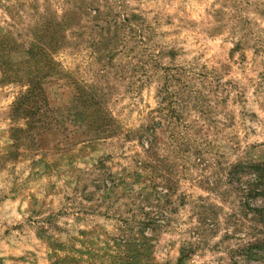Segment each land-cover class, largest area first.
<instances>
[{"label":"rangeland","instance_id":"374dc122","mask_svg":"<svg viewBox=\"0 0 264 264\" xmlns=\"http://www.w3.org/2000/svg\"><path fill=\"white\" fill-rule=\"evenodd\" d=\"M43 11L70 27L43 85L63 128L12 115L0 72V264H264L227 179L264 164V0H0L6 56ZM72 82L109 128L80 125Z\"/></svg>","mask_w":264,"mask_h":264},{"label":"trees","instance_id":"16d2710c","mask_svg":"<svg viewBox=\"0 0 264 264\" xmlns=\"http://www.w3.org/2000/svg\"><path fill=\"white\" fill-rule=\"evenodd\" d=\"M82 9L83 13L86 14L92 10V19L99 17L98 12L90 9V7L84 6ZM74 11L79 12L80 9L77 8ZM74 11H68L67 15L75 14ZM43 13L45 12L43 11ZM36 20V23L34 21V25L30 28L28 43L15 46V43L11 45L9 42V57L6 56V35H0L1 79L19 82L21 83L20 87L23 88L15 97L11 110L12 115H21L31 119L38 116L42 118L41 126H43L44 131L51 130L52 125L53 130L59 133L63 124L54 117L53 113H50V116L47 114L49 110L45 104L47 97L43 85L47 82L48 77L63 75L59 66L54 64L51 58L56 50L69 45L65 30L70 27H68L69 23H65L63 19L56 20L47 13L43 14L41 19L39 17ZM118 31L119 27L114 26L112 32ZM118 38H115V41L118 40L117 44L124 43L125 36H122L121 39ZM117 47L114 45L107 50L111 52ZM11 53H17V56L22 53L24 57L14 59ZM138 62L137 68L148 66L146 62ZM72 84L71 103H75L74 109L76 110L75 113L77 112L75 115L78 116L80 125L93 131L109 128L112 123L107 115L103 114L98 104L100 99L97 94L95 95L90 87L81 85L79 82H72ZM107 131L109 130L107 129ZM59 142L68 145V137H64ZM247 174H250L249 177L246 176ZM227 179L229 183L236 185V189L241 193L246 205L250 200H257L260 203L259 207L252 206L249 208L255 221L264 227V164L254 162L235 164L228 171ZM244 249L246 251L260 250V253H264V240L254 239Z\"/></svg>","mask_w":264,"mask_h":264}]
</instances>
